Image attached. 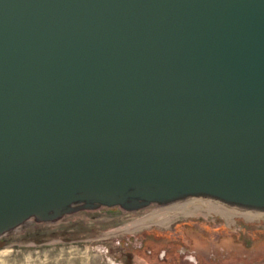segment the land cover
Instances as JSON below:
<instances>
[{
    "label": "water",
    "instance_id": "water-1",
    "mask_svg": "<svg viewBox=\"0 0 264 264\" xmlns=\"http://www.w3.org/2000/svg\"><path fill=\"white\" fill-rule=\"evenodd\" d=\"M190 196L264 209V0H0V236Z\"/></svg>",
    "mask_w": 264,
    "mask_h": 264
},
{
    "label": "rangeland",
    "instance_id": "rangeland-1",
    "mask_svg": "<svg viewBox=\"0 0 264 264\" xmlns=\"http://www.w3.org/2000/svg\"><path fill=\"white\" fill-rule=\"evenodd\" d=\"M158 209L98 206L26 221L0 236V264H264V215L150 216Z\"/></svg>",
    "mask_w": 264,
    "mask_h": 264
},
{
    "label": "bare ground",
    "instance_id": "bare-ground-1",
    "mask_svg": "<svg viewBox=\"0 0 264 264\" xmlns=\"http://www.w3.org/2000/svg\"><path fill=\"white\" fill-rule=\"evenodd\" d=\"M196 202L202 203L203 207H201L200 204H197ZM156 206L159 207V209L150 212V216L157 215L160 213H164L167 210L174 211L175 212L174 215L182 214L183 216L191 214L192 212H194L196 210H198V211L203 210L204 214L212 212L214 214H218V215L224 216L226 218L227 217L230 218L233 215H236V216H242L246 220H253L259 216L264 215V209L259 210V209L246 208V207H243L240 205L229 204V203H225V202L219 201V200L214 199V198L202 197V196H190V197H187V198L182 199V200H178V201L175 200V201L168 202L166 204H161V205H156ZM193 214L194 213H192V215ZM144 218H146V217H144ZM166 220H168V219H166ZM140 222L141 221H138V223H140ZM139 225H141V224H139ZM143 227H144V225H143Z\"/></svg>",
    "mask_w": 264,
    "mask_h": 264
}]
</instances>
